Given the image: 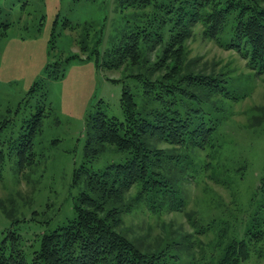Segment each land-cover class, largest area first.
<instances>
[{
	"label": "rangeland",
	"instance_id": "374dc122",
	"mask_svg": "<svg viewBox=\"0 0 264 264\" xmlns=\"http://www.w3.org/2000/svg\"><path fill=\"white\" fill-rule=\"evenodd\" d=\"M124 1L0 0V141L15 137L34 113L35 100L26 99L31 86L41 83L35 97L46 95L42 131L33 139L34 162L19 167L10 145L0 144V243H16L27 251L34 243L36 248L42 231L74 215L73 201L81 186L73 182L75 169L85 164L99 171L125 160L112 147L95 159L85 156L91 116L103 112L123 118V83L110 79L123 76L124 67L106 69L98 63L126 19L134 20V9ZM200 29L184 44L189 59L199 57L227 70L235 97L216 112L220 148L213 158L193 152L197 163L212 165L200 167L194 179L184 182L183 210L154 213L135 202L123 214L130 235L157 247L168 243L179 264L215 250L221 228L227 240L241 238L255 217H264V193L257 189L264 175V73L247 68L237 52L205 39ZM145 56L143 50L141 62ZM132 80L123 81L133 86ZM136 100L142 103L140 95ZM205 225L215 229L194 235L195 227ZM191 241L202 247L190 249ZM245 264H264V257L251 256Z\"/></svg>",
	"mask_w": 264,
	"mask_h": 264
},
{
	"label": "trees",
	"instance_id": "16d2710c",
	"mask_svg": "<svg viewBox=\"0 0 264 264\" xmlns=\"http://www.w3.org/2000/svg\"><path fill=\"white\" fill-rule=\"evenodd\" d=\"M263 1L125 0L134 9V20L126 19L98 63L106 69L124 67L123 76L110 79L123 83V118L103 112L91 116L85 145L86 159H95L112 147L124 153L125 160L99 171L85 164L75 169L73 182L81 186L73 201V217L42 231L37 247L31 243L28 251L16 243H0V264H179L168 243L157 247L130 235L123 214L135 202L154 213L183 210L184 182L194 179L200 167L212 165L210 161L197 163L193 152L213 158L219 150L216 112L234 97L228 88V71L199 57L189 59L184 44L200 26L205 39L234 50L247 68L263 74ZM143 50L146 56L141 62ZM126 78L133 79L134 85L126 84ZM40 86L35 83L28 91L26 99L35 100L34 113L24 120L22 130L0 141L10 145L22 168L34 162L33 139L42 131L46 95L41 92V99L35 97ZM257 189L264 193V175ZM189 223L198 225L192 219ZM212 229L198 226L194 235ZM217 234L215 250L201 251L189 264H245L251 256L264 257V217H255L241 238L227 240L223 228ZM194 244L191 241L189 248L202 247L201 242Z\"/></svg>",
	"mask_w": 264,
	"mask_h": 264
}]
</instances>
